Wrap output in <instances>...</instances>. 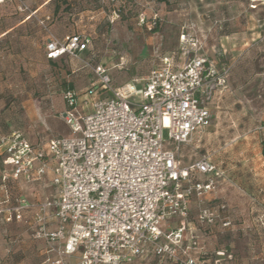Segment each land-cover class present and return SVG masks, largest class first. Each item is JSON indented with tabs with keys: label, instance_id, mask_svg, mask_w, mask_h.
<instances>
[{
	"label": "built area",
	"instance_id": "built-area-1",
	"mask_svg": "<svg viewBox=\"0 0 264 264\" xmlns=\"http://www.w3.org/2000/svg\"><path fill=\"white\" fill-rule=\"evenodd\" d=\"M90 42L79 33L48 31L46 55L79 59ZM180 44L161 54L146 76L121 85L104 64L86 62L95 76L86 92L108 94L94 99L88 112L79 93L66 89L59 116L67 135L33 141L18 129L0 132V211L8 222L24 219L43 244L39 264H129L149 257L200 264L193 255L201 249L196 233L217 223L230 227L226 205L208 204L224 172L211 154L185 162L182 152L212 124L210 105L230 68H219L185 27ZM10 182L55 187L30 201L11 193Z\"/></svg>",
	"mask_w": 264,
	"mask_h": 264
},
{
	"label": "rangeland",
	"instance_id": "rangeland-1",
	"mask_svg": "<svg viewBox=\"0 0 264 264\" xmlns=\"http://www.w3.org/2000/svg\"><path fill=\"white\" fill-rule=\"evenodd\" d=\"M154 18L159 24L152 30L146 24ZM14 24L18 27L0 36V132L18 129L43 141L67 133L58 116L59 103L66 88L84 89L95 80L86 62L104 64L113 84L121 85L146 76L161 54L179 50L183 27L196 34L202 52L230 72L226 87L211 102L212 124L182 146L183 160L211 154L224 175L208 204H225L231 225L220 233L217 223L208 239L211 251L199 249L193 255L200 264H264V0L0 2V33ZM48 31L59 37L79 33L91 42L79 59L52 62L45 55ZM107 94L84 90L81 97L92 104ZM2 170L0 160V186ZM45 187L10 186L14 195L30 189V201L49 196ZM198 210L193 203L194 223ZM27 226L6 221V213L0 211V264L43 260L44 246L30 236ZM198 242L202 247L201 237ZM129 264L173 263L149 257Z\"/></svg>",
	"mask_w": 264,
	"mask_h": 264
},
{
	"label": "crops",
	"instance_id": "crops-1",
	"mask_svg": "<svg viewBox=\"0 0 264 264\" xmlns=\"http://www.w3.org/2000/svg\"><path fill=\"white\" fill-rule=\"evenodd\" d=\"M16 27H18V24H14V25H10V26H8V27H6L4 30H2L1 31V33H0V36H3V35H7L8 33H10L11 31H13ZM46 44V43H45ZM45 55H46V50H45ZM46 57H47V55H46ZM65 58V57H64ZM47 59L49 60V61H52V62H56V61H59V60H61V59H58V60H53V59H49L48 57H47ZM63 59V58H62ZM217 63V62H216ZM218 65V64H217ZM220 68V67H219ZM222 68V67H221ZM73 89H75L78 93H79V97H80V103L85 107V111H91V106H90V104L89 103H86V102H84L86 99H84V98H82L81 97V94H82V92L85 90H87L88 89V86L86 87V88H84V89H80V90H77L75 87H73ZM65 91V90H64ZM63 91V92H64ZM63 92H62V102H60L59 103V106H61L60 107V109H59V112L60 111H62V110H64L65 109V102H64V100H63ZM217 94V92L215 93V95ZM211 106V105H210ZM211 111H212V108H211ZM213 113V112H212ZM59 116V115H58ZM59 118H61L60 116H59ZM62 119V118H61ZM63 120V119H62ZM68 129V128H67ZM69 133V129L67 130V133L66 134H64V135H67ZM25 134H26V132H25ZM199 134V133H198ZM198 134H196V135H198ZM29 138H30V135H28V134H26ZM33 141H36L34 138L32 139ZM1 160V159H0ZM191 162V161H190ZM2 166H3V164H2ZM4 167V166H3ZM1 182H2V179H1ZM9 187L10 186H14L15 188L17 187V189H20L21 190V188H24V187H26L27 185L26 184H22V183H19L18 185H16V184H13L12 182H10L9 184ZM0 190H1V193H3V191H2V187L0 186ZM46 188V187H45ZM44 188V189H45ZM48 188V187H47ZM49 189V191H51L52 189L51 188H48ZM10 191H11V188H10ZM28 191V193L27 194H25V195H27V197L30 199V189H28L27 190ZM11 193H12V191H11ZM214 193V192H213ZM213 193L211 194V196L208 198V200L211 202L212 201V199H214V198H212L213 196ZM22 194H23V192H22ZM25 218V217H24ZM179 219L178 218H176L174 221H178ZM18 224H21V223H25V221H24V219H22V220H17L16 221ZM218 227H219V225H218ZM221 227V226H220ZM219 227V228H220ZM216 229H217V225H215V226H212V227H203V229L202 230H199L197 233H196V235H198V238H202L203 239V243H202V247H201V249H203V253H209L210 251H211V248H210V244H209V241H208V239L211 237V234H213V233H216ZM226 228H220V229H217L218 231H220V233H223L224 232V230H225ZM29 231V230H28ZM200 241V240H199ZM200 244H201V242H200ZM218 252H221V250L220 251H218ZM154 258V257H153ZM148 259V258H147Z\"/></svg>",
	"mask_w": 264,
	"mask_h": 264
},
{
	"label": "trees",
	"instance_id": "trees-1",
	"mask_svg": "<svg viewBox=\"0 0 264 264\" xmlns=\"http://www.w3.org/2000/svg\"><path fill=\"white\" fill-rule=\"evenodd\" d=\"M160 1H166V0H160ZM154 20L156 21V24H155V26H154V28H153L152 30L157 29V25L159 24V20H158V18H154ZM154 20H153V21H154ZM68 88L73 89V87H68ZM68 88H66V89H68ZM7 132H8V131H7ZM261 153H262V156H263V158H264V138H263L262 141H261Z\"/></svg>",
	"mask_w": 264,
	"mask_h": 264
}]
</instances>
